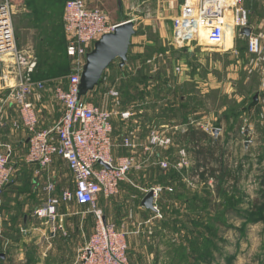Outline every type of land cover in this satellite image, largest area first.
Listing matches in <instances>:
<instances>
[{
  "label": "crops",
  "instance_id": "1",
  "mask_svg": "<svg viewBox=\"0 0 264 264\" xmlns=\"http://www.w3.org/2000/svg\"><path fill=\"white\" fill-rule=\"evenodd\" d=\"M67 1L69 0H24L17 5L14 17V31L19 49L29 51L37 60L34 80L46 82L44 89L37 90L31 96V101L35 105L39 119V131L52 128L63 115L64 108L55 98V88L57 83H62L65 89H68V78L62 77L57 79L58 81L54 80V71L51 69L53 65L51 62L48 63L46 58L55 40L63 42V49L67 54L68 37L64 28ZM84 1L89 8H101L112 24L120 25L128 21L133 22L136 31L132 38L126 64L121 67L120 59L114 61L104 73L100 84L86 97L90 98L92 94L100 93L108 99L105 105L113 113L114 158L119 159L132 154L122 145L123 139L128 135L133 137L139 146L134 153L137 164L148 162L150 158H148L149 155L144 151V148L148 143L151 131L158 127L163 132L166 130L165 133L169 132L167 134L171 135L174 141L173 147L158 152L157 157L159 159L174 162L177 159L179 149L186 148V146L190 148L189 154L195 163H192L189 169L181 171L182 173L175 172L179 177L182 178L185 175L188 176L189 180L192 179L193 173L199 170L198 165H202L204 162L207 168L200 170L205 172L206 178H208V175L213 179L221 175L223 173L221 168H226L224 172L228 174L229 169L224 165V162L227 161L229 155L220 148V144L226 142V140L222 138L221 140L219 137L213 138L209 135L206 137L201 136L200 139L195 140L190 132L181 134L179 131L181 121L177 120L179 117L178 109L174 107L168 110L167 114L171 115L170 121L166 120V117L162 121L159 120V117L155 119L152 117L150 110H142L141 91L130 90L127 92L128 95L120 91L118 98L110 95L112 89H121L120 83L130 81L140 83L139 80L143 76H147V78L154 76L153 78H155L154 74H157V80L167 81L166 71L164 70L166 65L174 63L178 60V56L185 54L184 50L175 43L172 22L173 18L179 14L181 1ZM243 6L251 12L249 26L252 30L251 34L264 38V0H245ZM229 27L231 28L232 47L231 49L224 47L230 54L233 52L232 50L239 48L238 38L243 36L239 37L241 30L238 33L235 31L234 34L233 27ZM248 38L244 37L242 39L246 40L244 48L246 54L250 55L248 52ZM202 44L208 46V43ZM93 46L94 44L89 48L90 51ZM155 65L162 68L157 71L153 70L151 67ZM3 71L4 68L0 63V102L10 93L9 90L4 88ZM114 85L120 88L114 87ZM147 94L149 95L148 92ZM163 94H166V92L163 91ZM126 97L133 100L132 104L122 108L114 105L119 104L118 102ZM161 98L163 99L161 103H165L166 96L162 95ZM263 98L255 95L252 104L247 103L245 99L241 104V108L243 107V109H240L241 112L243 110L247 112L245 108L249 104L250 107L254 106V108L260 105L263 106L260 102ZM138 103H141L140 107ZM162 108L161 114H165L166 109L165 107ZM158 110H160V106ZM126 112L132 114L129 119L122 118V114ZM15 123H21L19 109L16 105H8L3 111L0 122V152L5 153L7 148L12 150L11 164L15 172L12 181L4 188L1 196L0 217L1 219L3 217V220L0 219V226L4 227L0 230L1 264H73L80 249L87 244L95 231L96 216L90 212L89 206L79 204L76 199L59 207L57 225L39 220L35 216V211L46 206L49 198L61 197L66 191L74 193L76 183L67 162L61 157L54 158L46 169H42L37 164L29 163L27 156L30 150V134L22 127L16 129L14 127ZM180 135L183 136L180 138ZM236 137L237 142L235 141V145L242 146L240 152L238 150L236 153V158H245L244 160L257 163L255 167H261L264 164V152L261 146H264V144L261 142L259 149L256 150L257 144L249 145V143H246L241 133L237 134ZM239 156L241 157L238 158ZM216 161H221L220 164L223 162V165H220L221 168L214 164L217 163ZM242 163H244L243 160ZM144 165L141 169L132 170L129 175L130 180L121 183L119 193L116 196L106 198L101 195L98 206L102 210L107 223L114 224L119 230L127 232L128 256L131 263L161 264L158 256V242L152 240L160 234L162 228L160 225L163 222L157 218L154 210L144 207L143 200L149 189L157 185L164 188L161 193V196H164V193H167V191H164L167 189L166 185H170V182L166 180L164 171L159 167H154L152 164ZM254 173L262 176V171L256 168ZM51 184L53 190L49 191L48 186ZM196 185L200 184L197 183ZM205 187V196L208 201L206 202L208 204L206 214H204L206 220L212 223L214 220L216 223L219 220H229L231 212L236 213V217L241 223H245L247 219H250L251 214L247 212L249 216H245V210L239 207V212L235 210L229 212L227 209L221 211V215L217 214L215 209L222 208V205H224L222 194L230 196L229 190L224 188V190L219 191L217 181H215V184L208 183ZM242 196L239 199L240 202L243 201ZM158 199H160L159 203L163 197ZM219 203H222V205ZM257 205L255 204L256 207ZM218 224L226 226L224 222H218ZM262 224V218L255 220L253 224H249L253 225L249 233L250 236H253V239L263 236L260 233L264 229ZM60 225L62 228L57 227ZM262 254L259 261L263 259L262 264H264V253ZM247 260L245 254L240 255L237 264H247Z\"/></svg>",
  "mask_w": 264,
  "mask_h": 264
},
{
  "label": "built area",
  "instance_id": "2",
  "mask_svg": "<svg viewBox=\"0 0 264 264\" xmlns=\"http://www.w3.org/2000/svg\"><path fill=\"white\" fill-rule=\"evenodd\" d=\"M23 1L0 0V63L4 68V88L10 92L0 102V122L5 107L16 105L21 123H15L14 127H22L30 134L27 161L46 169L54 158L61 157L67 162L76 183L74 193L66 191L61 197L49 198L46 206L35 211V216L57 225L59 207L76 199L79 204L90 207V212L96 216V227L73 264H132L128 256L127 232L105 221L98 200L101 195L106 198L116 196L121 183L130 180L132 170L142 167L137 164L134 155L139 146L133 137L126 136L122 145L132 154L115 159L113 113L80 96L82 73L89 48L103 35L113 33L119 25L112 24L101 8H89L84 0L67 1L64 28L68 37L67 55L73 61V70L68 77V89L62 83H57L55 88V98L64 108L62 117L52 128L39 131V119L31 96L37 90L44 89L46 82L34 80L36 57L29 51L19 49L17 45L14 17L17 5ZM244 2L245 0H184L179 14L172 21L175 43L183 50L204 47L200 41V30L206 29L208 47L222 48L227 26L233 27L234 34L235 31L238 33L242 28L250 26L251 12L244 8ZM239 37H242L241 34ZM263 47L264 38L254 34L249 36L250 55H262ZM112 95L115 98L120 96L118 92H113ZM131 116L130 112L122 114L124 119ZM171 146V135L153 131L144 151L152 156L157 148ZM180 157L181 163L187 164L185 149L180 151ZM11 159L10 148L5 153L0 152V210L3 190L11 182L15 172ZM181 163L180 160L171 163L158 157L154 161L161 169H168L171 165L180 167ZM202 174L203 170L196 172L189 182L200 183ZM48 190H53L52 184L48 186ZM150 191H153L154 199L157 200L163 189L153 188ZM154 206L156 216L162 217L156 201ZM57 227L62 228L61 225Z\"/></svg>",
  "mask_w": 264,
  "mask_h": 264
},
{
  "label": "rangeland",
  "instance_id": "3",
  "mask_svg": "<svg viewBox=\"0 0 264 264\" xmlns=\"http://www.w3.org/2000/svg\"><path fill=\"white\" fill-rule=\"evenodd\" d=\"M207 33L206 29L200 30L202 43H207ZM242 38H238L239 48L232 50L233 52L229 54L225 47L231 49L232 41L231 28L227 26L225 47L204 46L195 48L191 54L185 53L178 56V60L166 65V69H164L166 71V82L157 80V74H154L155 78L152 76L147 79V76H143L139 80L143 111L150 110L152 117L155 119L159 117L160 121L165 117L166 120L170 121L171 115L167 112L176 107L179 112L177 120L181 121L179 129L181 134L198 131L213 138L219 137V139L226 140V142L220 144L221 150L229 155L224 165L229 169L228 174L230 176H227L224 187L229 190L230 196L235 195V198L232 201H224V205L219 203L223 207L215 209V212L221 215V211L227 209L229 212L232 210L239 212V208H243L246 213L245 216H249L248 213L251 214L249 220L247 219L245 223H241L237 219L236 213L231 212L229 220L218 221L224 222L226 226L219 225L215 220L213 223L206 220L204 214H206L208 204L206 203L205 186L208 183L215 184L217 180L210 175L203 180L204 172L201 176L200 185L189 182L188 176L185 175L182 178L180 176L179 180L181 182L171 185L173 183H171L172 171L182 173L181 171L187 170L195 161H192L189 154L190 148L186 146V148L179 149L176 162L180 160L181 163L180 151L185 149L187 164L181 163L180 167L171 165L168 169H161L154 164L158 152L170 149L173 146L157 148L152 156H148L150 158L148 162L145 161L140 165L152 164L154 167H159L164 171L166 180L170 182V185H166L167 189L164 190L167 193H164V196H161L162 194L159 196V198L163 197L162 201L158 203L160 199H154L162 216L157 218L163 222L160 225L162 227L160 234L152 240L158 242V256L161 264H237L238 258L243 254L247 256V264H262L263 259L259 260L260 256L263 255L262 253H264V229L260 232L263 235L262 237L253 239V236L249 235L253 225L249 224H253L255 220L262 218V225H264V164L261 167L259 166V169L255 167L257 163L244 160L245 158L237 159L236 153L238 150L240 152L242 146H236L235 143L237 142V134L241 133L246 143L252 141L249 145L257 144L256 150L259 149L261 142L264 144V52L260 56L246 54L244 48L246 40ZM47 56L48 63L54 64L53 67L64 66L66 60L65 67L67 69L63 73L54 71V80L62 77L68 78L72 74L73 61L67 56L65 50L62 51L60 48L55 49L52 47ZM151 68L157 71L162 67L155 65ZM128 84L120 83L119 86L125 87ZM119 86L114 85V87L120 88ZM163 91L166 94H163ZM113 92L119 93V90L112 89L110 91L112 97ZM162 95L166 96L165 103H161L163 100ZM255 95L263 98L260 101L263 106L250 107V104L254 102ZM104 96L100 93L92 94L90 98L85 97V100L98 107L101 106L102 109L109 110L105 105L108 99ZM107 96L109 95L107 94ZM245 99L250 104L245 108L247 112H244V110L241 112L240 109H243L241 104ZM132 101L130 97H126L118 102L119 104L114 105L122 108L132 104ZM141 103H138L139 107ZM159 106L160 110H158ZM162 107L166 109L165 114H161ZM215 130L219 131L218 134H215ZM153 131L161 132L158 127ZM153 131H151L150 136ZM243 131L246 132V135H243ZM181 136L183 135H180V138ZM261 149L264 152V146H261ZM242 160L244 163H242ZM216 162L214 164L221 168L223 162L221 164L219 163L221 161ZM202 165L204 166L199 167L198 171L207 168L205 162ZM255 168L262 171V176L254 173ZM196 172L193 173V176ZM153 188L164 189L157 185L151 187L149 192ZM169 189H172V191H169ZM240 194L243 195L242 202L239 201ZM255 204H258L257 207ZM1 220H3V217ZM1 229H4V227L0 226Z\"/></svg>",
  "mask_w": 264,
  "mask_h": 264
},
{
  "label": "water",
  "instance_id": "4",
  "mask_svg": "<svg viewBox=\"0 0 264 264\" xmlns=\"http://www.w3.org/2000/svg\"><path fill=\"white\" fill-rule=\"evenodd\" d=\"M181 3H184V0H181ZM251 32L249 27L242 28L240 31L243 37H249ZM135 34L133 22L128 21L120 24L113 33L103 35L94 43L93 49L86 56V64L81 79V97H87L95 90L103 79L104 73L114 61L120 59L121 67L126 64L132 38ZM184 52L191 54L193 50L186 49ZM218 132L215 130V134ZM143 205L147 209L155 210L153 191L147 193Z\"/></svg>",
  "mask_w": 264,
  "mask_h": 264
},
{
  "label": "trees",
  "instance_id": "5",
  "mask_svg": "<svg viewBox=\"0 0 264 264\" xmlns=\"http://www.w3.org/2000/svg\"><path fill=\"white\" fill-rule=\"evenodd\" d=\"M63 42L62 41H56L55 40V43L54 45H52L53 48L57 49V48H61L62 47V51L64 50L63 49ZM65 62L66 60L64 61V66H61V65H58V66H55V67H51V69H53V71H56V72H60V73H63V71H65L67 68L65 67ZM54 65V64H53ZM54 75V74H53ZM148 79V78H147ZM129 84L126 85L125 87H121V89H119V94L121 93L120 91H122L125 95H128L127 92L130 91L131 89L132 90H135V91H141V87H140V84L137 83L136 81H130L128 82ZM100 84V83H99ZM190 135L193 136V138L195 140H198L200 139L199 137L203 136V137H206L207 135L205 133H202V132H198V131H191L190 132ZM200 135V136H199ZM199 167H201L202 165L199 164L198 165ZM226 170V168H221V171L223 172L221 175L215 177L216 180H217V185H218V190L221 191V190H224V182L227 180V176L228 174H226V172H224ZM170 172V171H169ZM173 172V176H172V181L173 182L171 185H174V183H178L180 180V177L174 172ZM214 174V173H213ZM13 179V177H12ZM206 179L205 176H203V180ZM12 181V180H11ZM9 185V184H8ZM7 185V186H8ZM223 195V198H224V201H232L234 198H235V195L233 196H228L227 194H222ZM206 202H208L206 200Z\"/></svg>",
  "mask_w": 264,
  "mask_h": 264
}]
</instances>
